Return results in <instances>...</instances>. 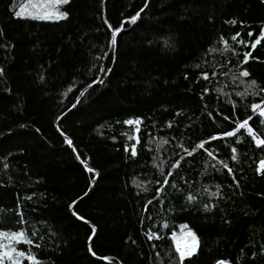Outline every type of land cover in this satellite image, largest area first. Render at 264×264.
Listing matches in <instances>:
<instances>
[{"label": "trees", "instance_id": "obj_1", "mask_svg": "<svg viewBox=\"0 0 264 264\" xmlns=\"http://www.w3.org/2000/svg\"><path fill=\"white\" fill-rule=\"evenodd\" d=\"M15 3L0 0V230L36 231L18 248L42 264H172L186 224L197 250L183 264H264V145L237 127L251 116L264 139V104L251 110L264 93L237 95L264 88V40L251 48L264 0H69L56 22L16 18ZM83 197L74 212L91 225L71 211Z\"/></svg>", "mask_w": 264, "mask_h": 264}, {"label": "snow or ice", "instance_id": "obj_2", "mask_svg": "<svg viewBox=\"0 0 264 264\" xmlns=\"http://www.w3.org/2000/svg\"><path fill=\"white\" fill-rule=\"evenodd\" d=\"M68 3H69V0H27V4L22 6L19 11H15L14 15L16 18L30 19L32 21L56 22V21L67 19L68 13H67V11H62L61 6L67 5ZM141 11H143V9H141ZM139 16H140V13L137 12L136 15L132 16L130 18V21H127V22L134 24V23H136ZM104 22L106 24L108 23L107 20H105ZM226 23H230L231 25H236L237 21L236 20L226 21ZM241 27L243 28L244 25L241 24ZM109 28L112 29V26L109 25ZM121 31H123V24L118 28L112 29L110 46L117 44V35ZM247 36L252 37L253 32L248 31ZM238 37H240V32H236L234 35H232L231 40L237 41ZM220 39L223 40L225 42V44L227 45V43H228L227 38L222 36V37H220ZM261 40H264V25H262L259 28L258 36L255 39L254 43L251 44V48L255 49L257 45L261 44ZM238 42L243 44L245 47L248 46V43L246 41H244L243 39H240ZM250 56H251V52H244L243 53V60L240 63L241 64L247 63L248 58ZM97 59H100V57H97ZM99 71L105 72L107 70L103 66H100ZM2 74H3V69H0V75H2ZM203 75H204L205 79H208V73L207 72L203 73ZM212 75L215 76L216 73H212ZM248 76H249L248 70H241L238 73L237 78H243V77H248ZM41 79H43V77H41ZM94 82H101V81L97 80ZM241 83H245V82L243 80H241ZM88 87L91 88L92 85L89 84ZM253 88L258 89V91L255 93L251 92V89H253ZM205 91H207V89H205ZM259 93H264V88H260L256 84V81L253 80L250 82V84L247 85V87H245L244 92H238L237 95L243 97L247 94L258 95ZM81 95H83V93H81ZM77 99H79V97ZM261 104H264V99H262L259 103H252L251 104L252 112L255 113L257 109L261 108ZM259 115L261 117H264V110H261L259 112ZM225 119H227V117H225ZM250 119H252L251 116L244 119L242 123H239L237 126L238 129H247L248 135L252 136V138L256 141L257 145H264V139H257L253 133V128L249 126L248 121ZM124 123L127 125H132L134 123V121L133 120H126V121H124ZM135 123L140 124L141 121L139 119H137L135 121ZM137 131H139V129H137ZM224 135H226L228 137H232L234 135V132L233 131H227L226 133H224ZM129 139H132V137H129ZM212 139H216V137H212ZM66 142L69 146H72L71 140H67ZM137 142H139V141L137 140ZM198 147L203 148L204 144L201 143L200 145H198ZM125 150L126 151L128 150L127 147ZM186 151H187V149H186ZM232 151L235 152L236 149L233 148ZM131 154H132V156H136V154H137L135 145H132ZM189 154H191V153H189ZM208 155L212 156V152L209 151ZM77 159L78 160L80 159L79 155H77ZM233 159H235V157H233ZM82 163H83V161H82ZM4 167L7 168L8 165L5 164ZM85 167L89 173L95 172V170L91 167H88L87 164H85ZM225 167H227V165H225ZM261 167L264 168V161H261ZM231 171H232V169L229 168L230 173H231ZM163 183L168 184V181L164 180ZM173 187H175V185H173ZM156 195H157V197H159V195H160L159 189H157ZM27 199L31 200V197H27ZM187 200L189 202H192L195 200V197L193 195H188ZM149 203H151V201H149ZM70 207H72V206L70 205ZM145 209H147V205H145ZM205 210H208V205H205ZM13 211H15V210H13ZM72 214L75 215L78 220L83 219V217L76 215L75 212H73ZM19 215H20V220L17 221V223H21V224L26 223L27 221L25 220L23 213H19ZM8 218H9V214L6 210L0 211V224L7 223ZM84 222L86 224L89 223L87 220H85ZM164 227L166 228L167 224H165ZM180 227L182 230L188 229V226L186 224H182ZM92 231H93V233H95L94 227L92 228ZM181 235H183V232ZM188 235L191 237V244L188 246H185V247H181L179 239L176 237L175 233H173L172 239L177 241L175 251H176V253H178V259L173 260L172 264H183L185 258L190 257L191 254L195 251V249L197 247V243H196L197 237H196L195 233H193L191 230H188ZM35 236H37L36 231H32L29 234L24 230H12V231L0 230V264H23V261L25 259L30 261L31 264H42V261L40 259H38L36 255H33V253L31 251L18 250V248L16 247V245L21 244V243H24L28 246H32L33 245V239L31 237H35ZM154 238L155 239H161V237L159 235H155L152 233H149L147 236L148 240H153ZM91 239L92 238L89 237L90 241H91ZM35 247L40 248V245L36 244ZM152 247H155V245H152ZM89 251L90 252L92 251L91 247H89ZM93 255H95V253H93ZM157 255H159V253H157ZM103 259L108 260L109 258L104 257ZM216 264H228V262L224 259H221V260H218L216 262Z\"/></svg>", "mask_w": 264, "mask_h": 264}, {"label": "water", "instance_id": "obj_3", "mask_svg": "<svg viewBox=\"0 0 264 264\" xmlns=\"http://www.w3.org/2000/svg\"><path fill=\"white\" fill-rule=\"evenodd\" d=\"M106 1H107V0H105V3H104V4H106ZM113 46H114V45H111V46L109 47L108 52H107V54H106V59H107V57H108L110 51L112 50ZM102 78H103V72L101 73V75H100V77L98 78V80L101 81ZM99 83H100V82H95L94 84H92V87H91V88L87 87L86 89H84V91L82 92L83 95L80 94L79 99H77L75 105H74V106H73V107H72V108H71L66 114H64V115L60 118V120L57 122V125H56L57 129L60 128V123H61V121H62L65 117H67L69 114H71L72 112H74V111H76V110L78 109V107H79V105H80V103H81L83 97L85 96V94L88 93L92 88H94V87H95L96 85H98ZM64 139H65L66 141H67V140H71V139H70L69 137H67V136H64ZM71 141H72V140H71ZM66 143H67V142H66ZM70 148L76 153L75 148H74V145H73V142H72V146H70ZM77 161H78L79 163L82 164V162L80 161V159H79V160L77 159ZM82 165H83L84 168L86 169L85 164H82ZM87 195H88V194H87ZM87 195H86V196H87ZM86 196H85V197H86ZM85 197L79 199L77 202H75V203L72 205V207H71V211H72V212H74V209H75L76 205H77L79 202H81ZM79 220L82 221V222L85 221L84 219H79ZM84 223H85V222H84ZM87 224L91 225L90 223H87ZM95 233H96V230H95ZM95 233L93 234L92 239L94 238ZM91 253H92V252H91ZM186 258H188V257H186ZM186 258H185V259H186ZM97 259L109 263L108 260L100 259V258H97Z\"/></svg>", "mask_w": 264, "mask_h": 264}, {"label": "rangeland", "instance_id": "obj_4", "mask_svg": "<svg viewBox=\"0 0 264 264\" xmlns=\"http://www.w3.org/2000/svg\"><path fill=\"white\" fill-rule=\"evenodd\" d=\"M26 4H27V0H16L15 8H17L19 11L20 8ZM182 232H183V235H181ZM182 232L180 233V235L176 236L179 239L180 244L185 243L187 246L190 245L191 244V237L188 235V232H186L185 230ZM174 241H175V247H176L177 241L176 240H174ZM19 245L20 244L16 245V247L18 248ZM18 250H21V249L18 248ZM195 251H196V249H195ZM195 251L191 254V256L195 253Z\"/></svg>", "mask_w": 264, "mask_h": 264}, {"label": "bare ground", "instance_id": "obj_5", "mask_svg": "<svg viewBox=\"0 0 264 264\" xmlns=\"http://www.w3.org/2000/svg\"><path fill=\"white\" fill-rule=\"evenodd\" d=\"M181 245V247H185V246H187L185 243H182V244H180Z\"/></svg>", "mask_w": 264, "mask_h": 264}, {"label": "built area", "instance_id": "obj_6", "mask_svg": "<svg viewBox=\"0 0 264 264\" xmlns=\"http://www.w3.org/2000/svg\"><path fill=\"white\" fill-rule=\"evenodd\" d=\"M196 250H197V247H196ZM196 252V251H195Z\"/></svg>", "mask_w": 264, "mask_h": 264}]
</instances>
